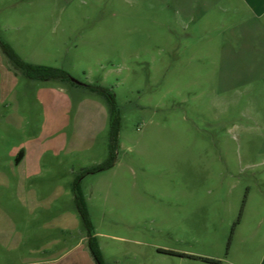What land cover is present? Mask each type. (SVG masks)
<instances>
[{"label": "rangeland", "instance_id": "obj_1", "mask_svg": "<svg viewBox=\"0 0 264 264\" xmlns=\"http://www.w3.org/2000/svg\"><path fill=\"white\" fill-rule=\"evenodd\" d=\"M0 39L114 92L115 164L80 180L104 264H264V0H0ZM6 64L0 48V91ZM14 78L20 137L72 118L82 96L104 101L81 85ZM44 87L55 103L37 101ZM101 125L91 105L64 128L88 147L56 156L72 170L58 181L105 160ZM85 243L79 264H96Z\"/></svg>", "mask_w": 264, "mask_h": 264}, {"label": "crops", "instance_id": "obj_2", "mask_svg": "<svg viewBox=\"0 0 264 264\" xmlns=\"http://www.w3.org/2000/svg\"><path fill=\"white\" fill-rule=\"evenodd\" d=\"M4 69L5 86L0 91V264H79L81 253L76 250L85 242L87 248V236L72 189L77 174H71L67 181H58L60 174L72 170L66 169L56 156L72 148L86 149V143L73 147L74 135L64 128L71 119L76 120L83 107L92 105L101 114L103 129L108 123L107 105L96 97L82 96L75 103L72 118L64 112L20 137L25 131V117L14 89L7 88L18 74L11 72L10 64ZM54 91L52 87L42 88L36 95L37 101L55 103L50 98ZM56 93L65 106L70 103L71 112L70 97L62 91ZM1 127L12 135L2 134ZM46 154L51 156L44 159ZM49 181L53 184L49 185ZM22 245L33 247L18 255Z\"/></svg>", "mask_w": 264, "mask_h": 264}, {"label": "trees", "instance_id": "obj_3", "mask_svg": "<svg viewBox=\"0 0 264 264\" xmlns=\"http://www.w3.org/2000/svg\"><path fill=\"white\" fill-rule=\"evenodd\" d=\"M0 48L7 57L10 66L17 74L24 75L29 79L42 81L56 80L73 85H81L88 89L90 93L101 96L107 105L109 127L108 155L104 161L84 167L76 176L72 186L76 209L81 223L86 229L88 248L96 264H104L96 236L93 232V226L89 217L86 200L81 189L80 180L87 173H93L110 168L116 161L119 117L114 92L110 88L100 84L75 81L68 71L60 67L27 62L21 58V56H19V54L7 42L1 39Z\"/></svg>", "mask_w": 264, "mask_h": 264}, {"label": "water", "instance_id": "obj_4", "mask_svg": "<svg viewBox=\"0 0 264 264\" xmlns=\"http://www.w3.org/2000/svg\"><path fill=\"white\" fill-rule=\"evenodd\" d=\"M74 80H75V81H78V80H76L75 78H74Z\"/></svg>", "mask_w": 264, "mask_h": 264}]
</instances>
